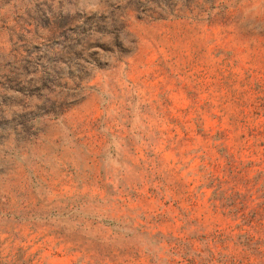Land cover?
<instances>
[{
  "label": "rangeland",
  "instance_id": "1",
  "mask_svg": "<svg viewBox=\"0 0 264 264\" xmlns=\"http://www.w3.org/2000/svg\"><path fill=\"white\" fill-rule=\"evenodd\" d=\"M0 264H264V0H0Z\"/></svg>",
  "mask_w": 264,
  "mask_h": 264
}]
</instances>
